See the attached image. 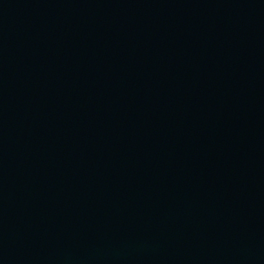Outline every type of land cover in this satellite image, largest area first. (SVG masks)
Returning a JSON list of instances; mask_svg holds the SVG:
<instances>
[{
  "label": "water",
  "instance_id": "95a60500",
  "mask_svg": "<svg viewBox=\"0 0 264 264\" xmlns=\"http://www.w3.org/2000/svg\"><path fill=\"white\" fill-rule=\"evenodd\" d=\"M0 264H264V0H0Z\"/></svg>",
  "mask_w": 264,
  "mask_h": 264
}]
</instances>
